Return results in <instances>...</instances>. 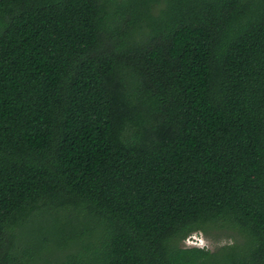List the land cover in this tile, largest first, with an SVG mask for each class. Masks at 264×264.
I'll use <instances>...</instances> for the list:
<instances>
[{"label":"trees","instance_id":"1","mask_svg":"<svg viewBox=\"0 0 264 264\" xmlns=\"http://www.w3.org/2000/svg\"><path fill=\"white\" fill-rule=\"evenodd\" d=\"M0 264H264V0H0Z\"/></svg>","mask_w":264,"mask_h":264},{"label":"rangeland","instance_id":"2","mask_svg":"<svg viewBox=\"0 0 264 264\" xmlns=\"http://www.w3.org/2000/svg\"><path fill=\"white\" fill-rule=\"evenodd\" d=\"M192 238L195 240L197 246L203 245L210 250H214L216 247L231 242L229 237L222 233V231L216 229H210L206 234L197 231L192 233ZM182 244L186 246L184 242Z\"/></svg>","mask_w":264,"mask_h":264},{"label":"clouds","instance_id":"3","mask_svg":"<svg viewBox=\"0 0 264 264\" xmlns=\"http://www.w3.org/2000/svg\"><path fill=\"white\" fill-rule=\"evenodd\" d=\"M192 240L193 242L192 243H189V240ZM183 242L185 243V245L186 246H191V247H204L203 245L202 246H197L195 243V240L192 238V234H190L189 236H187L184 240H183ZM188 244V245H187Z\"/></svg>","mask_w":264,"mask_h":264},{"label":"built area","instance_id":"4","mask_svg":"<svg viewBox=\"0 0 264 264\" xmlns=\"http://www.w3.org/2000/svg\"><path fill=\"white\" fill-rule=\"evenodd\" d=\"M192 242H193V241L190 239V240H189V243H192ZM187 245H188V244H187ZM188 246H189V245H188Z\"/></svg>","mask_w":264,"mask_h":264}]
</instances>
